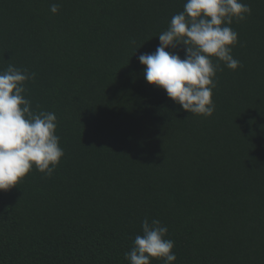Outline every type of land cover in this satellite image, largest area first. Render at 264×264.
Instances as JSON below:
<instances>
[{
    "label": "trees",
    "instance_id": "16d2710c",
    "mask_svg": "<svg viewBox=\"0 0 264 264\" xmlns=\"http://www.w3.org/2000/svg\"><path fill=\"white\" fill-rule=\"evenodd\" d=\"M185 2L0 0V71L36 74L26 97L55 113L64 151L50 177L0 191V264H130L145 218L168 228L173 264H264V0H242L241 67L221 63L207 118L138 61Z\"/></svg>",
    "mask_w": 264,
    "mask_h": 264
},
{
    "label": "clouds",
    "instance_id": "9594fccd",
    "mask_svg": "<svg viewBox=\"0 0 264 264\" xmlns=\"http://www.w3.org/2000/svg\"><path fill=\"white\" fill-rule=\"evenodd\" d=\"M58 10V4L50 5L51 13ZM251 11L242 0H186L183 11L175 14L167 30L158 35L155 52L139 55L145 81L163 89L184 111L211 117L216 107L212 99L215 78L217 71L222 70L221 63L233 71L241 67L232 55L239 41L231 25L234 20L244 21ZM181 46L183 58L167 50ZM35 75L11 64L0 71L2 192L16 187L33 168L50 177L64 156L56 135L55 113L32 111L26 97V82ZM141 229L142 235L135 236L125 259L130 264H151L153 259L173 264L176 254L172 251L174 241L166 238L168 228L157 219L149 222L145 218Z\"/></svg>",
    "mask_w": 264,
    "mask_h": 264
}]
</instances>
